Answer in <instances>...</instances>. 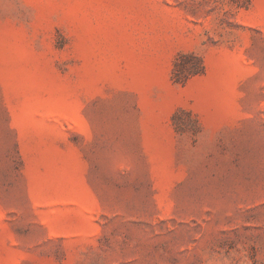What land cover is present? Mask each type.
Segmentation results:
<instances>
[{
  "label": "rangeland",
  "instance_id": "rangeland-1",
  "mask_svg": "<svg viewBox=\"0 0 264 264\" xmlns=\"http://www.w3.org/2000/svg\"><path fill=\"white\" fill-rule=\"evenodd\" d=\"M0 264H264V0H0Z\"/></svg>",
  "mask_w": 264,
  "mask_h": 264
},
{
  "label": "trees",
  "instance_id": "trees-1",
  "mask_svg": "<svg viewBox=\"0 0 264 264\" xmlns=\"http://www.w3.org/2000/svg\"><path fill=\"white\" fill-rule=\"evenodd\" d=\"M233 1V0H232Z\"/></svg>",
  "mask_w": 264,
  "mask_h": 264
}]
</instances>
